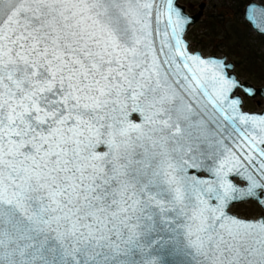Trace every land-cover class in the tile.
Listing matches in <instances>:
<instances>
[{
  "label": "snow or ice",
  "instance_id": "obj_1",
  "mask_svg": "<svg viewBox=\"0 0 264 264\" xmlns=\"http://www.w3.org/2000/svg\"><path fill=\"white\" fill-rule=\"evenodd\" d=\"M244 19L264 37V4ZM196 20L0 0V264H264V92L192 50Z\"/></svg>",
  "mask_w": 264,
  "mask_h": 264
},
{
  "label": "rangeland",
  "instance_id": "obj_2",
  "mask_svg": "<svg viewBox=\"0 0 264 264\" xmlns=\"http://www.w3.org/2000/svg\"><path fill=\"white\" fill-rule=\"evenodd\" d=\"M264 4V0H251ZM188 14L194 15L203 9L201 20L191 28L186 39L193 51L205 56H227L236 64V75L242 82L255 87H264V37L258 36L244 19L245 6L250 0H180ZM241 95L243 93H240ZM264 99L246 98L244 110L260 112ZM240 217L255 218L261 214L254 204H239L232 209Z\"/></svg>",
  "mask_w": 264,
  "mask_h": 264
},
{
  "label": "water",
  "instance_id": "obj_3",
  "mask_svg": "<svg viewBox=\"0 0 264 264\" xmlns=\"http://www.w3.org/2000/svg\"><path fill=\"white\" fill-rule=\"evenodd\" d=\"M251 2H255V3H259V2H257V1H251ZM260 4V3H259ZM204 9V8H203ZM203 9L201 8V6H200V11L198 12V13H196V14H194V15H190V14H188L190 17H196L197 18V20H196V23H198L200 20H201V18H202V16H203ZM195 23V24H196ZM241 81V80H240ZM242 82V81H241ZM242 83H244L245 85H247V86H250L252 89H254V90H256L258 93H261V92H264V87H255L253 84H251V83H249V82H242ZM256 97H261V98H263L264 99V96H260V95H257ZM252 99V98H251ZM263 111H264V109H263ZM245 112H249V111H245ZM250 113H255V112H250Z\"/></svg>",
  "mask_w": 264,
  "mask_h": 264
}]
</instances>
